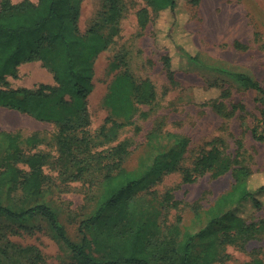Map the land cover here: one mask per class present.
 Returning <instances> with one entry per match:
<instances>
[{"label":"trees","instance_id":"obj_1","mask_svg":"<svg viewBox=\"0 0 264 264\" xmlns=\"http://www.w3.org/2000/svg\"><path fill=\"white\" fill-rule=\"evenodd\" d=\"M82 1L37 0L32 3L22 0L13 4L10 0H1L0 108L56 127L54 167L59 181L65 184L83 182L92 187L93 210L79 222L77 234L81 240L76 244L69 239L57 213L49 205L21 208L5 205L16 195L22 203L42 196L50 180L43 174L46 155H25L20 148V144L37 147L41 143L37 137L20 143L18 135L1 133L7 155L4 170L0 171V217L25 232L29 229L25 226L31 222L45 221L60 246L74 257V264H223L227 260L224 253L227 245L243 250L248 242L263 240L264 218L255 219L249 210H261L259 197L264 193V185L255 186L252 171L237 167L236 159L216 147L199 155L189 168H183L181 163L188 143L168 135L171 145L164 150L157 149L149 169L129 171L123 167L130 145L127 140L117 142L119 135L128 127L138 131L135 118L139 107H150L156 99L151 82L137 80L129 72L124 54L115 56L110 65L115 76L104 98V105L110 112L106 122L109 127L102 126L98 131L105 143L116 144L100 151L103 145L97 144L96 137L88 131L87 99L93 90L94 60L113 44L123 8L122 0H101L100 22L81 35L78 24ZM180 1L143 0L145 7L137 13L138 26L142 30L155 26L163 12L172 13L179 23ZM186 3L193 8L198 1L186 0ZM154 36L158 44L169 38L167 31L158 34L155 31ZM188 58L197 62L196 57ZM35 62L51 73L56 87L40 85L35 91L8 87V77H17L21 65ZM161 63L166 77L173 82L175 72L170 56H162ZM233 78L243 90L264 98V90L257 81L244 74H235ZM212 86L220 89V94L207 105L220 113L224 106L219 102L228 99L230 92L223 86ZM146 117V114L140 115L141 119ZM163 138L160 131L153 130L146 144L161 146ZM229 172L230 188L212 205L207 209L199 204L191 207L193 218L201 224L196 232L183 231L179 238L181 224L178 219L175 225L164 226L158 238L151 239L147 234L153 222L133 215V196L159 182L163 175L180 173L182 182L190 184L206 174L218 177ZM168 195L165 203L176 208L178 203ZM248 213L252 214L247 219L242 216ZM0 252V264H5L2 258L9 259L10 264L11 255L20 253L17 256H21L31 251L13 247L9 249L11 255L6 256L3 250ZM37 260H32L31 264ZM248 264L264 262L253 259Z\"/></svg>","mask_w":264,"mask_h":264},{"label":"rangeland","instance_id":"obj_2","mask_svg":"<svg viewBox=\"0 0 264 264\" xmlns=\"http://www.w3.org/2000/svg\"><path fill=\"white\" fill-rule=\"evenodd\" d=\"M10 1L16 4L22 0ZM197 1L193 8L186 0L179 2V23L172 13L163 12L155 26L142 30L137 23V13L145 3L143 0H122L123 14L118 34L109 49L94 60L93 90L87 99L88 131L96 137L97 144L103 145L99 147L100 151L116 144L105 143L106 140L98 136V131L102 126L109 127L106 122L110 112L104 105V98L115 76L110 65L115 56L124 54L129 72L137 80H149L156 96L152 106L139 107L135 118L139 130L128 127L119 135L117 142L127 140L130 145L123 163L125 169H149L157 149L169 147L172 139L167 136L174 135L188 143L181 163L183 168H189L199 155L214 146L236 159L237 167L252 171L255 186L264 185V98L243 90L233 78L235 74L247 75L264 90V0ZM101 11V0L82 1L78 24L81 35L100 22ZM155 31L157 34L167 31L168 41L158 44ZM166 54L170 56L175 72L173 82L168 80L162 67L161 59ZM187 55L196 57L197 62ZM6 83L11 89L29 91L37 90L40 85L56 87L51 73L39 62L21 65L17 77H8ZM215 84L230 92L228 99L219 102L224 106L220 113L207 105L219 97L220 89L212 86ZM141 114L147 117L141 119ZM153 130L164 135L161 146H147V136ZM1 133L18 135L20 143L37 137L41 142L37 147L20 144V148L25 155H46L43 174L50 180L42 196L22 203L16 195L5 205L15 208L43 203L49 205L57 213L69 239L79 244L81 237L77 234V227L93 210L91 196L94 189L83 182L65 184L59 181L54 167L57 158L54 145L56 127L0 108ZM6 148V142L0 135V171L4 170ZM18 168L28 171L24 166ZM231 184L230 172L218 177L206 174L190 184L182 182L180 173L163 175L159 182L133 196V215L153 222L147 234L151 239L158 238L164 226H173L179 219L182 227L180 238L183 231L196 232L201 227L193 218L191 207L199 204L207 209ZM167 194L178 203L176 208L165 203ZM262 194L259 197L261 210H249L255 219L264 218ZM250 214L242 216L247 219ZM25 227H29L26 232L0 217V250L6 251V256L11 255L9 249L13 247L31 251L21 256H17L20 253L11 255L10 264H31L34 259H38L34 264H74V257L60 246L45 221L38 219ZM224 253L227 260L223 264H248L253 259L264 262V239L248 242L243 250L227 245ZM2 259L9 264V259Z\"/></svg>","mask_w":264,"mask_h":264}]
</instances>
